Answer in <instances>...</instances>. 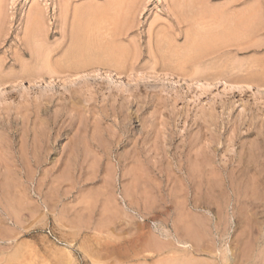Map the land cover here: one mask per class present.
I'll return each instance as SVG.
<instances>
[{"label":"rangeland","instance_id":"374dc122","mask_svg":"<svg viewBox=\"0 0 264 264\" xmlns=\"http://www.w3.org/2000/svg\"><path fill=\"white\" fill-rule=\"evenodd\" d=\"M6 1L0 264H264V0Z\"/></svg>","mask_w":264,"mask_h":264},{"label":"bare ground","instance_id":"6f19581e","mask_svg":"<svg viewBox=\"0 0 264 264\" xmlns=\"http://www.w3.org/2000/svg\"><path fill=\"white\" fill-rule=\"evenodd\" d=\"M28 1V0H27ZM86 1V0H85ZM95 1V0H94ZM106 1V0H105ZM122 1H124V0H121V1H118V0H108V4H109V6H120V7H122L121 5H122V3L120 4V2H122ZM198 1V0H197ZM206 1V0H205ZM6 0H0V10L1 9H3V4H6ZM74 2H75V0H54V4L53 5H55L56 6V10H59V9H61L62 11H63V17H64V21L63 22H65L66 24L69 22V23H71V22H73L75 19H82V18H84V16L87 14V12H88V10H89V8L88 7H84V8H81V9H77V8H75V9H73L72 10V8H73V5H74ZM84 2V1H83ZM127 3V0H125L124 1V3ZM190 3V1H188V0H175V4H176V6H175V8H176V10H179L182 14H186V12L184 11L183 12V10L185 9V7L187 8V5ZM196 2V1H195ZM173 3V2H172ZM199 3V2H198ZM201 3V2H200ZM78 4V3H77ZM128 4V3H127ZM174 4V5H175ZM194 4V3H193ZM82 5V4H81ZM104 5V4H103ZM124 5V4H123ZM126 5V4H125ZM136 6V5H135ZM202 6V5H201ZM76 7V6H75ZM81 7V6H80ZM99 7V6H98ZM124 7H126V6H124ZM128 7V6H127ZM189 7V6H188ZM110 8V7H109ZM134 8H136V7H134ZM189 8H192V7H189ZM120 9V8H119ZM121 9H124L123 7L121 8ZM120 9V10H121ZM205 9V8H204ZM109 10V9H108ZM116 10V9H115ZM118 10V9H117ZM125 10V9H124ZM132 10V9H131ZM119 11V10H118ZM126 11V10H125ZM127 11H128V9H127ZM172 11H175L174 10V7L172 8ZM191 11V10H190ZM59 12V11H58ZM61 12V11H60ZM113 12H115V11H113ZM112 12V13H113ZM131 12H133V11H131ZM130 12V13H131ZM192 12V11H191ZM57 13V12H56ZM109 13V12H108ZM121 13V12H120ZM134 13V12H133ZM195 13V12H194ZM206 13V12H205ZM2 14V13H1ZM110 14H111V12H110ZM114 14H116V12L114 13ZM119 14V13H118ZM127 14V13H126ZM178 14V13H177ZM181 14V16H186V15H182ZM192 14H193V12H192ZM196 14H197V12H196ZM202 14V13H201ZM204 14V13H203ZM44 15V9L42 8V7H40V5L39 6H36V7H34V8H32V14H31V19H30V25H29V31H31L32 32V34L33 35H35V36H37L38 34L39 35H42V34H40V32H42L41 31V27H44L43 25H44V23H45V17L43 16ZM102 15V14H101ZM121 15H122V13H121ZM120 15V16H121ZM128 15V14H127ZM188 15V14H187ZM208 15V14H207ZM109 16H111V15H109ZM116 16V15H115ZM190 16V15H189ZM195 16V15H194ZM61 17V16H60ZM95 17V16H94ZM116 17H118V16H116ZM209 17V16H208ZM93 18V17H92ZM104 18V17H103ZM102 18V19H103ZM122 18V17H121ZM190 18H192V17H190ZM194 18V17H193ZM231 18V17H230ZM109 19V18H108ZM125 19V18H124ZM128 19V18H127ZM197 19V18H196ZM236 19V18H235ZM238 19V18H237ZM247 19H249V18H247ZM72 20V21H71ZM113 20V19H112ZM116 20V19H115ZM126 20V19H125ZM231 20V19H230ZM71 21V22H70ZM194 21H196L195 19H194ZM193 21V22H194ZM120 22V21H119ZM124 22V21H123ZM230 22V21H229ZM68 23V24H69ZM226 23H228L227 21H226ZM225 23V24H226ZM250 23V22H249ZM108 24V23H107ZM121 24H123V23H121ZM239 26V25H238ZM242 26V25H241ZM252 26V25H251ZM46 27V26H45ZM110 27V26H109ZM191 27V26H190ZM195 27V26H194ZM228 27V26H227ZM229 27H232L231 25L229 26ZM235 27V26H234ZM115 28V27H114ZM242 28V27H241ZM240 28V29H241ZM44 29V28H43ZM200 29H202V28H200ZM239 29V28H238ZM202 31V30H201ZM241 31H242V29H241ZM248 31V30H247ZM75 32V31H74ZM115 32V31H114ZM199 32V30L197 31V32H195V33H193L190 37H189V40H190V42L191 43H193V44H196V45H198V46H202V44H205V43H210V41H211V39L210 38H213L212 36H207L208 38H209V40H207V39H205L204 40V37H205V34H204V32H202L201 34L203 35V36H201L200 35V33H198ZM226 32V31H225ZM232 32V31H231ZM239 33V32H238ZM229 34V33H228ZM163 35V34H162ZM232 35V34H231ZM249 35V34H248ZM104 36V35H103ZM214 36V35H213ZM216 36V35H215ZM247 36V35H246ZM168 37V36H167ZM109 38V37H108ZM107 38V39H108ZM206 38V37H205ZM241 38V37H240ZM62 39V38H61ZM166 39V38H165ZM170 39V38H169ZM188 39V38H187ZM214 39V38H213ZM167 40V39H166ZM228 40V39H227ZM28 41H29V39H28ZM215 41H218V40H216L215 39ZM169 42V41H168ZM171 42V41H170ZM36 43V42H35ZM34 43V44H35ZM161 43V42H160ZM217 43H219V42H217ZM216 43V44H217ZM188 44V43H187ZM37 45V44H36ZM189 45V44H188ZM215 45V44H214ZM160 46V45H159ZM158 46V47H159ZM167 46V45H166ZM197 46V47H198ZM204 46V45H203ZM35 47V46H34ZM129 47V46H128ZM178 48V47H177ZM200 48V47H199ZM205 48V47H204ZM38 49H40V48H38ZM203 49V48H202ZM176 50V49H175ZM163 51V50H162ZM185 51V50H184ZM191 51H192V49H191ZM182 52V51H181ZM187 53V52H186ZM40 56V55H39ZM41 57V56H40ZM39 58V57H38ZM42 64V63H41ZM111 64V63H110ZM113 68V67H112ZM208 69V68H207ZM25 71V70H24ZM41 72V71H40ZM82 73V72H81ZM43 75V74H42ZM230 75V74H229ZM120 76V75H119ZM208 77V76H207ZM236 77V76H235ZM50 78H52V77H50ZM60 78V77H59ZM63 78V77H62ZM198 78V77H197ZM234 78V77H233ZM232 78V79H233ZM40 79V78H39ZM67 79V78H66ZM223 80L225 79V77H223L222 78ZM33 80V79H32ZM65 80V79H64ZM191 80V79H190ZM194 80V79H193ZM217 80V79H216ZM40 81V80H39ZM227 82H229V81H227ZM230 82H233V81H230ZM233 84V83H232ZM238 86V85H237ZM263 87V86H262ZM5 169V168H4ZM6 177V176H5ZM8 178H10V177H8ZM4 181H5V179H4ZM3 183V182H2ZM10 183V182H9ZM3 191V190H2ZM5 191V190H4ZM130 194V193H129ZM5 197V196H4ZM10 200V199H9ZM1 204V203H0ZM227 262H229V261H227Z\"/></svg>","mask_w":264,"mask_h":264}]
</instances>
